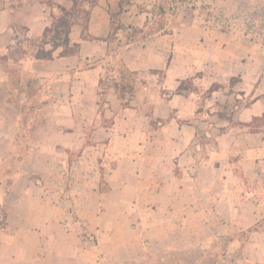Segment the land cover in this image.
<instances>
[{
  "label": "crops",
  "instance_id": "crops-1",
  "mask_svg": "<svg viewBox=\"0 0 264 264\" xmlns=\"http://www.w3.org/2000/svg\"><path fill=\"white\" fill-rule=\"evenodd\" d=\"M53 1L0 0V264H264L236 164L264 150L256 115L219 117L184 27L147 34L136 0H97L78 54L37 59L73 8Z\"/></svg>",
  "mask_w": 264,
  "mask_h": 264
},
{
  "label": "rangeland",
  "instance_id": "rangeland-1",
  "mask_svg": "<svg viewBox=\"0 0 264 264\" xmlns=\"http://www.w3.org/2000/svg\"><path fill=\"white\" fill-rule=\"evenodd\" d=\"M136 1L152 13L147 34L170 33L184 27L190 47L199 53L203 71L198 78L206 76L214 81L212 91L203 97L209 98L213 91L220 94L215 113L221 118L256 115L247 126L252 132L264 133V0ZM44 2L55 4L53 0ZM96 2L78 0L70 18L85 28L87 7ZM183 86L195 89L189 80ZM242 161H236L241 186L255 198L262 196L253 200L264 213V150L246 159L245 166Z\"/></svg>",
  "mask_w": 264,
  "mask_h": 264
},
{
  "label": "trees",
  "instance_id": "trees-1",
  "mask_svg": "<svg viewBox=\"0 0 264 264\" xmlns=\"http://www.w3.org/2000/svg\"><path fill=\"white\" fill-rule=\"evenodd\" d=\"M69 1L73 2V8L77 7L78 0H69ZM58 7L61 13L59 16L57 15L53 16V19H54L53 24L51 27L46 29L44 39H43V42L47 43L48 37L51 34H54L53 37L51 38V41H49L51 42L53 49L48 50V51L45 48L40 49L36 53V56H35L37 59H43V60L52 59L54 57L53 56L54 52L58 48L63 49V51L61 52L62 56L76 55L79 53L78 44L70 46L69 34L75 23L74 20L70 18V11L65 9L64 7H61V6H58ZM60 40H61V43L59 42ZM182 85L183 83L181 84V87H183ZM210 91H212V89H210Z\"/></svg>",
  "mask_w": 264,
  "mask_h": 264
}]
</instances>
